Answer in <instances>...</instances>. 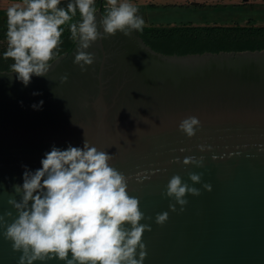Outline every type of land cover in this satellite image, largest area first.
Listing matches in <instances>:
<instances>
[{"label": "water", "instance_id": "1", "mask_svg": "<svg viewBox=\"0 0 264 264\" xmlns=\"http://www.w3.org/2000/svg\"><path fill=\"white\" fill-rule=\"evenodd\" d=\"M75 50L28 86L0 70V213L15 215L8 198L19 199L13 185L23 183L22 165L34 171L53 145L87 139L113 155L139 198L150 225L144 264H264V49L165 54L139 31L118 32L92 45L87 71L73 63ZM189 116L202 125L191 138L178 127ZM188 156L203 166L184 164ZM174 175L200 190L186 195L182 211L166 195ZM165 211L168 220L157 223ZM3 230L0 264H18L21 253Z\"/></svg>", "mask_w": 264, "mask_h": 264}, {"label": "clouds", "instance_id": "2", "mask_svg": "<svg viewBox=\"0 0 264 264\" xmlns=\"http://www.w3.org/2000/svg\"><path fill=\"white\" fill-rule=\"evenodd\" d=\"M5 16L6 49L0 56L12 61L10 76L24 86L33 76L48 77L66 30L76 44L73 63L87 71L95 63V53L89 51L95 42L118 32L129 36L142 31L145 24L133 0H104L102 11L97 0H14L6 7ZM43 103L34 102L32 107L38 110ZM201 126L197 116L186 117L178 125L189 138ZM199 147L205 151L206 146ZM261 148L264 150V145ZM112 156L85 139L82 147L53 145L42 157V167L34 171L22 165L23 183L13 185L19 199L15 195L8 198L15 215L7 210L0 213L4 239L21 253L18 264L51 260L144 264L147 251L142 237L150 225L142 223L145 214L139 198L130 195L129 178L111 165ZM183 163L202 167L203 158L188 156ZM190 180L199 183L201 175L193 173ZM203 187L211 190L212 186L205 183ZM199 192L174 175L166 195L174 198L182 211L188 203L186 195ZM170 208L176 210V204ZM168 218L167 211L158 213L156 222L163 224Z\"/></svg>", "mask_w": 264, "mask_h": 264}, {"label": "trees", "instance_id": "3", "mask_svg": "<svg viewBox=\"0 0 264 264\" xmlns=\"http://www.w3.org/2000/svg\"><path fill=\"white\" fill-rule=\"evenodd\" d=\"M104 0H97L99 6ZM205 5L204 3H199ZM242 6V5H234ZM103 10V7H102ZM76 17L74 19H78ZM6 23L0 24V54L6 49L4 38ZM142 38L153 49L165 54H193L220 51H243L264 49V25L255 24L251 19L247 24H211L194 25L178 23L174 25H162L146 23L143 30L139 31ZM63 44L60 54L71 52L76 45L66 30L62 35ZM12 61L4 60L0 56V70L10 71Z\"/></svg>", "mask_w": 264, "mask_h": 264}, {"label": "rangeland", "instance_id": "4", "mask_svg": "<svg viewBox=\"0 0 264 264\" xmlns=\"http://www.w3.org/2000/svg\"><path fill=\"white\" fill-rule=\"evenodd\" d=\"M197 1L205 5H194ZM14 0H0V24L6 23L5 9ZM146 23L174 25L255 24L264 25V0H133ZM159 3V4H158ZM242 5V6H234ZM3 10V11H2Z\"/></svg>", "mask_w": 264, "mask_h": 264}, {"label": "crops", "instance_id": "5", "mask_svg": "<svg viewBox=\"0 0 264 264\" xmlns=\"http://www.w3.org/2000/svg\"><path fill=\"white\" fill-rule=\"evenodd\" d=\"M159 4V3H158ZM198 4H199V2H198ZM197 5V4H196Z\"/></svg>", "mask_w": 264, "mask_h": 264}, {"label": "flooded vegetation", "instance_id": "6", "mask_svg": "<svg viewBox=\"0 0 264 264\" xmlns=\"http://www.w3.org/2000/svg\"><path fill=\"white\" fill-rule=\"evenodd\" d=\"M1 11V10H0ZM3 11V10H2Z\"/></svg>", "mask_w": 264, "mask_h": 264}]
</instances>
